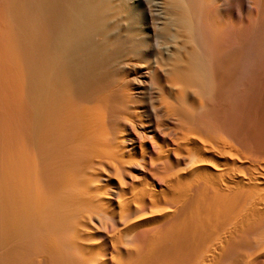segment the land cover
<instances>
[{
	"label": "bare ground",
	"instance_id": "6f19581e",
	"mask_svg": "<svg viewBox=\"0 0 264 264\" xmlns=\"http://www.w3.org/2000/svg\"><path fill=\"white\" fill-rule=\"evenodd\" d=\"M0 264H264V0H0Z\"/></svg>",
	"mask_w": 264,
	"mask_h": 264
}]
</instances>
